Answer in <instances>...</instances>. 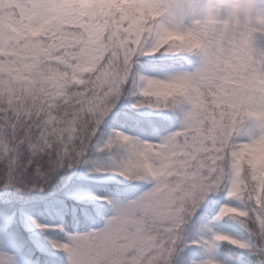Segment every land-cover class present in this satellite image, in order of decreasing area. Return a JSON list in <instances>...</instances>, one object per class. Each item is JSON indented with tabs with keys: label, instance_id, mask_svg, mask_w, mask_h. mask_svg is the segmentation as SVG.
Returning a JSON list of instances; mask_svg holds the SVG:
<instances>
[{
	"label": "snow or ice",
	"instance_id": "1",
	"mask_svg": "<svg viewBox=\"0 0 264 264\" xmlns=\"http://www.w3.org/2000/svg\"><path fill=\"white\" fill-rule=\"evenodd\" d=\"M11 9L0 188L44 191L84 166L106 189L90 200L86 182L58 184L77 230L48 244L67 264H264V0L249 18L207 21L192 0ZM25 211L0 197V216Z\"/></svg>",
	"mask_w": 264,
	"mask_h": 264
},
{
	"label": "rangeland",
	"instance_id": "2",
	"mask_svg": "<svg viewBox=\"0 0 264 264\" xmlns=\"http://www.w3.org/2000/svg\"><path fill=\"white\" fill-rule=\"evenodd\" d=\"M94 175L96 174L90 173L86 167L77 166L73 169H68L59 173L57 181L51 184L44 191H40L38 189H34L32 191H18L15 187L10 186L8 188H0V197H10L16 203L24 205L25 203H28L30 201L53 197L58 184L63 183V181L68 178H71L72 180L83 178L84 180L93 181L90 178ZM99 195L104 194L98 193L96 191H91L88 188L85 193V197L90 200H95L96 196ZM97 203H104V201H97ZM112 214H114V209L109 207L99 217V222L97 223V226L102 225L104 223L105 218ZM33 216L40 224L47 225L48 227L45 229L37 228L36 225L31 222ZM20 217L22 219L24 227L28 231L29 239L31 240L35 248L46 253L50 252V254L54 256H60V258H64V261H62L61 264H67L66 254L63 251L52 248L48 244V239H56L63 241L66 239L65 232L72 234L77 229L73 231L67 229L64 222L45 223L38 213L28 211L27 209L25 212L20 214ZM13 218H15V215L12 214L5 216L3 225H0V262H3V264H35L33 260L28 257H24L20 253L19 243L13 238L9 237L6 232V228L11 223ZM56 225H62L64 227V231H60L56 227ZM87 227L81 230H86Z\"/></svg>",
	"mask_w": 264,
	"mask_h": 264
},
{
	"label": "trees",
	"instance_id": "3",
	"mask_svg": "<svg viewBox=\"0 0 264 264\" xmlns=\"http://www.w3.org/2000/svg\"><path fill=\"white\" fill-rule=\"evenodd\" d=\"M74 181H83L87 183V188L91 191H96L101 194H106V189L95 181L84 180L83 178L74 179ZM58 198L59 193L55 192L53 197L30 201L25 203L24 206L28 211L36 212L40 215L41 219L45 223L49 222H64L67 229L75 230L73 227L71 220L73 216V207L71 205H67L61 208L58 205ZM47 204V210L40 212L38 211V206ZM9 215L5 213L4 215L0 216V225L4 223V217ZM101 216V215H100ZM99 222V220H98ZM97 222V223H98ZM87 224H81L79 226V230L86 228ZM6 232L9 237L13 238L19 243L20 246V253L24 257H28L34 261L35 264H52V259L55 258L57 264H61L64 261V258H60V256H54L50 254V252H43L32 244L31 240L28 236V231L24 227L22 219L19 216L15 215V218L11 221V223L7 226Z\"/></svg>",
	"mask_w": 264,
	"mask_h": 264
},
{
	"label": "clouds",
	"instance_id": "4",
	"mask_svg": "<svg viewBox=\"0 0 264 264\" xmlns=\"http://www.w3.org/2000/svg\"><path fill=\"white\" fill-rule=\"evenodd\" d=\"M192 4L205 21L215 19L218 13H225L229 19L237 16L245 19L251 17L257 9L258 0H192ZM11 10V0H4V7L0 9V21L6 20ZM3 34V29H0V35Z\"/></svg>",
	"mask_w": 264,
	"mask_h": 264
}]
</instances>
